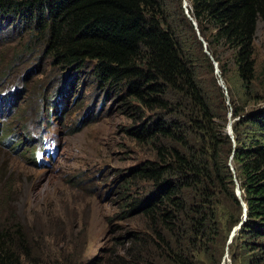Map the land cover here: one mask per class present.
Here are the masks:
<instances>
[{
    "label": "trees",
    "instance_id": "trees-1",
    "mask_svg": "<svg viewBox=\"0 0 264 264\" xmlns=\"http://www.w3.org/2000/svg\"><path fill=\"white\" fill-rule=\"evenodd\" d=\"M182 2L0 0V32H27L31 51L39 47L62 70L90 69L96 83L134 113L129 133L154 157L125 174L122 210L147 221L151 234L143 237L160 256L170 264H194L210 239H227L243 221L237 179L248 209L238 234L243 262L264 264V104L249 112L247 103L235 104L234 147L225 131V102L217 114L200 79L202 65L214 68L199 38L223 72L220 49L235 51L239 80L251 96L264 0H188L199 35ZM233 153L236 177L229 165ZM133 182L150 183L151 193L131 197ZM10 223L0 217V264H37L22 226ZM146 242L136 235L135 243Z\"/></svg>",
    "mask_w": 264,
    "mask_h": 264
},
{
    "label": "rangeland",
    "instance_id": "rangeland-1",
    "mask_svg": "<svg viewBox=\"0 0 264 264\" xmlns=\"http://www.w3.org/2000/svg\"><path fill=\"white\" fill-rule=\"evenodd\" d=\"M199 38L214 68L202 65L200 79L217 114L225 102L227 132L235 104L247 103L248 112L264 104V20L255 36L251 96L239 80L235 51L220 49L223 72ZM31 43L27 32H0V217L22 226L37 264H119L121 257L130 264H170L143 237L151 234L147 221L122 210L125 174L154 157L129 133L134 113L96 83L90 69L62 70L39 47L31 51ZM132 189L133 198L152 191L150 183L133 182ZM238 226L227 239H210L194 264H245ZM136 235L149 244L135 243Z\"/></svg>",
    "mask_w": 264,
    "mask_h": 264
},
{
    "label": "water",
    "instance_id": "water-1",
    "mask_svg": "<svg viewBox=\"0 0 264 264\" xmlns=\"http://www.w3.org/2000/svg\"><path fill=\"white\" fill-rule=\"evenodd\" d=\"M184 8H185V12H186V14H187V16H188V18L193 22V25L195 26V29L197 30V32H198V35H199V31H198V27H197V23H196V21L192 18V16L189 14V9H187V1L186 0H184ZM222 88H224L223 86H222ZM232 116V115H231ZM227 132H228V135L232 138V140H233V142H234V147L236 146V141H235V138H234V133H233V122L232 121H230L229 122V125H228V127H227ZM233 157H234V153H233V155H232V157H231V161L233 160ZM230 165V168H231V170L234 172V167L232 166V163H230L229 164ZM236 196L238 197V199L241 201V204H242V206H243V221L240 223V225L236 228V229H238V228H240L242 225H243V223L247 220V217H248V209H247V206H246V204H245V202L243 201V199H242V193H241V190H240V186H239V183H237V186H236Z\"/></svg>",
    "mask_w": 264,
    "mask_h": 264
}]
</instances>
